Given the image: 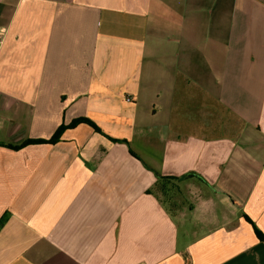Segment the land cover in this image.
I'll list each match as a JSON object with an SVG mask.
<instances>
[{
  "label": "crops",
  "instance_id": "1",
  "mask_svg": "<svg viewBox=\"0 0 264 264\" xmlns=\"http://www.w3.org/2000/svg\"><path fill=\"white\" fill-rule=\"evenodd\" d=\"M4 218L0 264H264V0H0Z\"/></svg>",
  "mask_w": 264,
  "mask_h": 264
},
{
  "label": "trees",
  "instance_id": "2",
  "mask_svg": "<svg viewBox=\"0 0 264 264\" xmlns=\"http://www.w3.org/2000/svg\"><path fill=\"white\" fill-rule=\"evenodd\" d=\"M78 123H87V124H89L90 126H92L97 132H100L99 129H98V128H97L92 122H90V121L87 120V119H79V120H76V121H75L70 127L75 126V125L78 124ZM65 129H66V127H65V126H62V127L57 131V133L54 135V137H53L52 139H50L49 141H28V142L22 144L21 146H15L14 148H15V149H20V148H22V147H25L26 145L34 144V143H37V144H40V143H50V144H52V143H56V142L60 139V137H61V135L63 134V132L65 131ZM166 179H170V178H166V177L163 178V180H166ZM164 187H165V184H164L163 181H162V186H161L162 191H164V190H163ZM5 221H6L5 218L2 219V220L0 221V229H1V227L3 226V224L5 223ZM256 235H257V237H258L261 241H264V236L262 235V233H260L259 231H256Z\"/></svg>",
  "mask_w": 264,
  "mask_h": 264
},
{
  "label": "rangeland",
  "instance_id": "3",
  "mask_svg": "<svg viewBox=\"0 0 264 264\" xmlns=\"http://www.w3.org/2000/svg\"><path fill=\"white\" fill-rule=\"evenodd\" d=\"M162 197L167 201L168 200V194H167V192L164 190V191H162Z\"/></svg>",
  "mask_w": 264,
  "mask_h": 264
},
{
  "label": "built area",
  "instance_id": "4",
  "mask_svg": "<svg viewBox=\"0 0 264 264\" xmlns=\"http://www.w3.org/2000/svg\"><path fill=\"white\" fill-rule=\"evenodd\" d=\"M128 101H130V100L128 99Z\"/></svg>",
  "mask_w": 264,
  "mask_h": 264
}]
</instances>
